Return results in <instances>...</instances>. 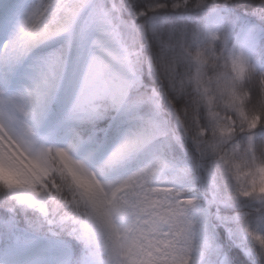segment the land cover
Listing matches in <instances>:
<instances>
[{
    "label": "snow or ice",
    "instance_id": "obj_1",
    "mask_svg": "<svg viewBox=\"0 0 264 264\" xmlns=\"http://www.w3.org/2000/svg\"><path fill=\"white\" fill-rule=\"evenodd\" d=\"M237 4L0 0V187L17 198L0 229L19 204L102 264H264V67L230 47ZM248 6L264 25V0Z\"/></svg>",
    "mask_w": 264,
    "mask_h": 264
},
{
    "label": "trees",
    "instance_id": "obj_2",
    "mask_svg": "<svg viewBox=\"0 0 264 264\" xmlns=\"http://www.w3.org/2000/svg\"><path fill=\"white\" fill-rule=\"evenodd\" d=\"M215 2V0H213ZM250 0H238L237 7L234 9L237 18L240 23L237 24V28L233 33V40L230 43V47L235 49L237 52L240 36L249 25H259L256 18L251 15L249 8ZM208 12L197 13L194 10H188L183 13V15L190 17L189 24L196 27H201L203 22V16ZM250 47L255 49V55L253 61L261 67H264V25H259L258 28L253 32ZM249 49H246L245 55L249 56ZM206 122V114L204 116ZM191 142H189L190 144ZM235 163H242L239 159L234 161ZM246 171V169H244ZM202 193L209 195L206 186L201 187ZM9 201L11 203H16L17 199L12 197L11 192L7 189L0 187V201ZM18 208L21 209L20 218L17 220V227L9 228L8 230L0 229V251L3 253L5 251H13L16 245V240L18 237H24L29 235H36L42 237H54L55 240H59L64 248L71 251L70 261L71 264H102V254L99 252H93L83 243L76 240L74 237L68 236L66 232H57L55 228L45 227L41 229L39 225L41 224V216L37 209H25L24 206L17 204ZM25 212L27 213V218L25 217ZM2 223V222H0ZM53 229L55 234H51L49 231ZM71 241V242H70ZM207 261H213V257L209 255Z\"/></svg>",
    "mask_w": 264,
    "mask_h": 264
},
{
    "label": "rangeland",
    "instance_id": "obj_3",
    "mask_svg": "<svg viewBox=\"0 0 264 264\" xmlns=\"http://www.w3.org/2000/svg\"><path fill=\"white\" fill-rule=\"evenodd\" d=\"M211 26H213V19L209 15L204 28ZM14 28L15 23L13 24V30ZM4 42L5 36L0 33V44ZM39 257L45 258L49 264H61L68 258V253L61 249L55 240L34 238L32 236L24 239V242L19 241L14 254L9 253L0 256V264H32Z\"/></svg>",
    "mask_w": 264,
    "mask_h": 264
}]
</instances>
